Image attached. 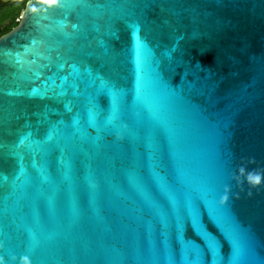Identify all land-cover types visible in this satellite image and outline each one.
<instances>
[{"label":"water","instance_id":"water-1","mask_svg":"<svg viewBox=\"0 0 264 264\" xmlns=\"http://www.w3.org/2000/svg\"><path fill=\"white\" fill-rule=\"evenodd\" d=\"M34 2L0 35V255L264 264L233 179L264 169V0Z\"/></svg>","mask_w":264,"mask_h":264},{"label":"clouds","instance_id":"clouds-1","mask_svg":"<svg viewBox=\"0 0 264 264\" xmlns=\"http://www.w3.org/2000/svg\"><path fill=\"white\" fill-rule=\"evenodd\" d=\"M62 7V0H35L34 3H30L29 12L33 14H46L49 10L53 8ZM254 159H248L247 161L242 160L240 166L237 168L236 173L233 175V179L236 184L241 187L243 191V184H247L248 191L246 195L248 197L252 196V189L260 187L264 184V169H252L251 171L247 170V164H254ZM243 178V179H242ZM230 192V187L226 186L224 189V195L220 198V203L225 204L228 199ZM236 198H239V193L235 194ZM0 264H32L31 258L29 255H21L17 258L15 255H10L8 260H5V257L0 255Z\"/></svg>","mask_w":264,"mask_h":264},{"label":"flooded vegetation","instance_id":"flooded-vegetation-1","mask_svg":"<svg viewBox=\"0 0 264 264\" xmlns=\"http://www.w3.org/2000/svg\"><path fill=\"white\" fill-rule=\"evenodd\" d=\"M26 1L0 0V35L8 32L18 23Z\"/></svg>","mask_w":264,"mask_h":264},{"label":"trees","instance_id":"trees-1","mask_svg":"<svg viewBox=\"0 0 264 264\" xmlns=\"http://www.w3.org/2000/svg\"><path fill=\"white\" fill-rule=\"evenodd\" d=\"M14 23H15V22H14ZM14 23H13V24H14Z\"/></svg>","mask_w":264,"mask_h":264}]
</instances>
